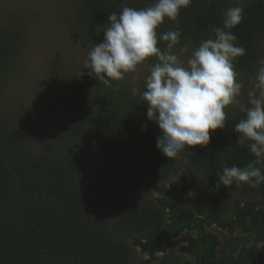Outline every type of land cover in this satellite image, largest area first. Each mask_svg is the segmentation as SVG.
I'll list each match as a JSON object with an SVG mask.
<instances>
[{"label":"trees","instance_id":"obj_1","mask_svg":"<svg viewBox=\"0 0 264 264\" xmlns=\"http://www.w3.org/2000/svg\"><path fill=\"white\" fill-rule=\"evenodd\" d=\"M64 2L61 19L71 42L80 44L103 34L111 12L154 0ZM231 6L244 9L243 21L231 31L246 50L234 68L248 81L264 49V0H193L177 21L165 19L158 35L179 28L181 45L196 47L212 26H223L222 10ZM27 41L20 18L0 25V82ZM158 47L165 45L158 41ZM78 74L66 90L44 99L51 124L0 112V264H138L132 244L153 264V254L164 252L185 229L196 231L181 249L193 262L170 255L158 264L264 259L254 247L238 250L227 241L221 246L206 231L212 225L229 236L239 231L264 245V183L225 188L217 182L224 166L243 167L255 159L235 143L233 126L244 116L239 108L226 111L225 128L210 131L206 146L167 158L156 147L159 129L147 120V105L131 92L143 91L144 81H112L109 87ZM181 159L199 179L187 214L180 195L190 186L170 181ZM152 191L160 198H151Z\"/></svg>","mask_w":264,"mask_h":264},{"label":"clouds","instance_id":"obj_2","mask_svg":"<svg viewBox=\"0 0 264 264\" xmlns=\"http://www.w3.org/2000/svg\"><path fill=\"white\" fill-rule=\"evenodd\" d=\"M192 3L154 0L144 8L125 5L119 13L111 12L103 27L102 42L90 44L84 68L89 76L110 87L112 81L123 80L155 57L144 79V90L132 87L131 92L139 94L147 105V120L159 129L156 147L167 158H177L196 145L206 146L210 131L225 128V109L238 106L244 116L233 126L235 143L255 159L243 167L224 166L217 182L225 188L234 183L256 188L264 183V60L249 77L251 86L246 103H242L239 98L245 95L244 84L234 61L246 50L231 31L244 19L241 6L222 10L223 26H212L208 37L191 49L188 44L181 45L179 28L158 35L165 19L177 21L181 10ZM158 41L165 47H158Z\"/></svg>","mask_w":264,"mask_h":264},{"label":"rangeland","instance_id":"obj_3","mask_svg":"<svg viewBox=\"0 0 264 264\" xmlns=\"http://www.w3.org/2000/svg\"><path fill=\"white\" fill-rule=\"evenodd\" d=\"M64 12V0H0V25H4V22L10 19L20 18L25 22L28 39L24 49L17 55L16 61L0 82V112L12 118L23 120V122L35 121L43 126L46 123L47 125L51 124L53 122L52 117L44 112L46 107L43 102L44 99L48 95L52 96L56 92L66 90L68 83L75 74L84 72L88 76L89 70L84 68V64L90 50V44L102 42L103 34H98L85 43H72L60 16ZM260 60H264V49L257 60V66L253 69L251 77L254 76ZM57 61H59V67L53 66ZM151 65L145 61L138 66L135 72L126 74L124 79L120 81L131 84L144 81L149 74ZM90 79L98 81L94 76H90ZM239 79L244 84L245 92V95L239 99L242 103H246V92L251 84L249 80L246 81L240 75ZM233 107L230 105L225 111ZM235 108L239 107L235 106ZM198 180L197 174L188 167L187 161L184 159L176 164L175 171L170 175V181L176 183L178 187L183 182L190 186L186 193L180 195L185 214H187L188 208H192L188 199L193 195ZM151 198L157 200L160 195L152 191ZM193 216H195V212ZM206 231L215 236L221 246L227 241L235 244L238 250L241 247L244 249L254 247L258 256L264 258V245L254 242L251 236L239 231L229 236L225 230L214 225L207 227ZM187 237L195 238L196 231L188 229L181 231L171 239V244L164 252L153 254V257L157 259L153 264H158L170 255L180 257L183 262H193V258L181 250L187 245L184 240ZM128 244L131 245L132 241L129 240ZM130 250L136 263L147 264L148 255L141 252L140 247L132 244ZM238 250L233 252L234 257ZM216 256H220L217 250Z\"/></svg>","mask_w":264,"mask_h":264},{"label":"water","instance_id":"obj_4","mask_svg":"<svg viewBox=\"0 0 264 264\" xmlns=\"http://www.w3.org/2000/svg\"><path fill=\"white\" fill-rule=\"evenodd\" d=\"M197 264H264V259H233V260H218L212 262L199 261Z\"/></svg>","mask_w":264,"mask_h":264}]
</instances>
